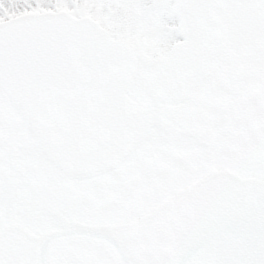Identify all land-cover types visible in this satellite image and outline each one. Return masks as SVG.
I'll return each mask as SVG.
<instances>
[{
    "label": "snow or ice",
    "instance_id": "6c2138e0",
    "mask_svg": "<svg viewBox=\"0 0 264 264\" xmlns=\"http://www.w3.org/2000/svg\"><path fill=\"white\" fill-rule=\"evenodd\" d=\"M0 264H264V0H0Z\"/></svg>",
    "mask_w": 264,
    "mask_h": 264
}]
</instances>
